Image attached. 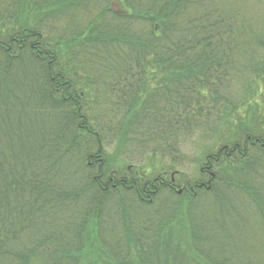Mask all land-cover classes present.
I'll return each instance as SVG.
<instances>
[{
  "label": "trees",
  "instance_id": "trees-1",
  "mask_svg": "<svg viewBox=\"0 0 264 264\" xmlns=\"http://www.w3.org/2000/svg\"><path fill=\"white\" fill-rule=\"evenodd\" d=\"M111 1L0 0V264H200L165 231L183 206L196 257L238 264L214 240L243 226L264 249V111L236 117L264 80V25L238 2ZM147 73L163 74L148 94ZM197 132L224 142L181 195L165 172L109 169L114 140L175 158ZM120 191L169 211L109 216Z\"/></svg>",
  "mask_w": 264,
  "mask_h": 264
},
{
  "label": "rangeland",
  "instance_id": "rangeland-1",
  "mask_svg": "<svg viewBox=\"0 0 264 264\" xmlns=\"http://www.w3.org/2000/svg\"><path fill=\"white\" fill-rule=\"evenodd\" d=\"M225 3H234L238 2V4L235 5L236 7V14L239 18V15L241 14L243 17L252 19V22L254 23H261L264 25V0H222ZM33 2V0H32ZM125 2H120V0H112L111 1V7L114 11H125L128 10L124 7ZM43 10L42 12H44ZM148 82L146 85V94L150 93L155 89V87L162 81L163 74L158 73H147ZM259 80L258 86H260V93L257 94V96H248L250 93L248 87H245V90H241L242 93L241 96H239L237 99L244 100L245 104L242 105V107L238 110V113L236 117H238V120L240 122V125L248 126V123L250 122V114L253 112L254 106H257V108H260V111H264V80ZM252 100L254 102H252ZM252 102V103H251ZM262 111V112H263ZM250 112V114H249ZM94 113L97 112L94 110ZM264 113V112H263ZM97 116V114H96ZM200 131V130H198ZM236 131V129H235ZM233 126L231 127V137H234V140L237 138L236 134H234ZM204 132H197L194 135H190L189 137H186L182 147L180 154L176 155L175 158H164L161 155L154 154L149 152V150L152 149H142L141 146L137 143L132 144H122L121 139L114 140L110 146H107V153L109 155V163L112 165L109 167L111 170L119 171V174L126 173L128 168L131 170H137L138 173L143 174L145 176H155L158 173L165 172L166 178L168 179L172 172H177L178 175L175 176L176 182H177V189H180L181 185L185 181H191L195 179H201L200 171L201 168L204 167V164L206 163V158L209 154H215L220 147L223 145L221 144L224 142V139H221L218 141L217 137L213 135H202ZM110 139V138H109ZM121 141V143H120ZM146 151L142 152V151ZM172 159H175L174 162ZM264 164V160L260 161L259 159L256 160V164L261 163ZM108 164V163H107ZM261 164V168H262ZM263 169V168H262ZM205 180V178H203ZM123 192L120 191L117 196H110L107 199H105L104 208L102 211H106L109 215H119L120 211H127L128 215L131 217H140L142 215V211H146L144 214H162L155 211H162L166 212L169 210H166L165 207H159L158 202L155 205V209L148 208V209H139L135 203V199L129 197V195H123ZM124 196V197H123ZM166 197V195H162ZM188 197H191L187 195ZM160 197V198H164ZM242 199L245 197L240 196ZM133 200V201H132ZM119 201L123 202L122 204L119 203ZM171 200L168 201L167 206L171 204ZM136 207V208H135ZM160 209H158V208ZM138 208V209H137ZM179 214L177 217L174 218V220L168 224L165 228V231L167 232L168 229H173V232L178 233L181 232V236L183 238L181 242V247L186 253V255L193 259H197L198 263L200 264H208L201 258L196 257L190 236H189V225L187 223V207L183 206L181 208ZM119 211V212H115ZM111 214V215H110ZM164 214V213H163ZM113 218V217H112ZM116 219V218H115ZM129 223L131 222L130 219ZM131 227V225H130ZM132 228V227H131ZM131 230V229H130ZM247 227L243 226H235V227H229V226H222L219 228V231L216 233L218 239L215 238L214 242L217 240L222 244V247H227V245L230 244V247H234L235 243H238L239 249L236 251L237 248H235V251H232L229 249L227 251V254L230 255L233 254L234 258L236 259L238 264H264V249L261 246V242L258 239V236H251V234L247 231ZM225 234V235H224ZM222 235V236H221ZM258 235L260 239L262 237L261 231H258ZM224 237V239H223ZM99 241V240H98ZM98 241L95 240L94 248L98 245ZM231 242V243H230ZM131 244V243H130ZM129 244V245H130ZM133 254V253H132ZM84 262L83 264L90 263V261H95L97 257L100 258V255L97 254L96 250L85 251L84 252ZM108 255H105L104 257H101L102 263L106 260V262H110L111 259L107 257ZM134 256V255H133ZM108 258V260L106 259Z\"/></svg>",
  "mask_w": 264,
  "mask_h": 264
},
{
  "label": "flooded vegetation",
  "instance_id": "flooded-vegetation-1",
  "mask_svg": "<svg viewBox=\"0 0 264 264\" xmlns=\"http://www.w3.org/2000/svg\"><path fill=\"white\" fill-rule=\"evenodd\" d=\"M209 168H210V167H206V166H205V167L202 168V171H203V172H207V173L209 174V172H208V169H209ZM174 181H175V180H174V178L172 177V178H171V183L174 182ZM176 191H177V190H176ZM177 194H178V193H177Z\"/></svg>",
  "mask_w": 264,
  "mask_h": 264
},
{
  "label": "water",
  "instance_id": "water-1",
  "mask_svg": "<svg viewBox=\"0 0 264 264\" xmlns=\"http://www.w3.org/2000/svg\"><path fill=\"white\" fill-rule=\"evenodd\" d=\"M180 192V191H179Z\"/></svg>",
  "mask_w": 264,
  "mask_h": 264
}]
</instances>
